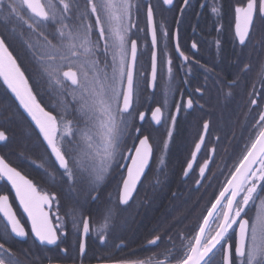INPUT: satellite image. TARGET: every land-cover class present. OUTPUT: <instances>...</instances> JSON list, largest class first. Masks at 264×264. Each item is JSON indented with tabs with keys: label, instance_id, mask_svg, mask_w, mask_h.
<instances>
[{
	"label": "snow or ice",
	"instance_id": "obj_1",
	"mask_svg": "<svg viewBox=\"0 0 264 264\" xmlns=\"http://www.w3.org/2000/svg\"><path fill=\"white\" fill-rule=\"evenodd\" d=\"M162 3L172 5L173 0H162ZM184 4L187 5L188 0H184ZM143 7L142 0H0V27L8 35L18 36L24 41L38 68L40 79L37 84L45 80L49 87L55 85L73 97V118H68L67 108L57 116L42 106L3 35H0V81L34 122L47 149H50V156L54 157V163L63 170L60 178L66 177L70 185L78 177H84L95 190L104 183L118 159L130 161L119 194L121 204H127L131 199L154 152L149 136L141 138L139 128L134 130L138 144L131 148L126 144V137L133 138L129 126L135 119L134 102L139 101L141 94L138 44L132 38V30L135 28L137 33L144 31L134 20V15ZM234 13L235 36L239 44L245 46L246 41H250L255 22H264V0H246L234 8ZM146 21L151 32L152 50L151 76L144 83L155 86L158 39L151 4L146 6ZM25 27L32 38L25 37ZM50 28L53 30L49 31ZM163 35L166 37L167 32ZM196 47L193 43L192 48ZM176 50L185 61L189 60L180 51L179 44ZM166 63L170 80L172 60L168 59ZM169 91L165 85L164 107H167ZM227 95L231 96V92ZM182 107L191 109L193 100L189 98L186 106L175 105L176 112L179 113ZM161 115V107H156L151 113L152 120L160 124ZM144 118V113H139V119L143 121ZM170 120L174 126L176 116H171ZM259 120L264 121V113ZM203 127L207 131L208 123L205 122ZM171 136L169 129L168 137ZM8 139L6 132L0 130V142ZM203 142L204 137L201 136L200 143L195 145L197 152ZM167 148L168 142L165 141L161 151L166 153ZM160 163H163V158ZM46 165L47 162L37 166L44 169L47 179L55 184L56 174ZM192 167V163L187 165V169ZM207 167L205 162L199 168L201 176ZM184 175L188 176L189 172L186 170ZM0 183L10 185L15 200L31 222L29 233L9 195L0 194V221L4 222L3 234L0 235V264H20L9 243L14 239H34L45 249L66 252L60 247L61 236L64 235L62 225L53 226L49 216L55 196L40 191L30 179L10 167L3 157H0ZM214 199L180 256L168 248L162 253L163 260H124L119 264H217V257L218 264H264V124L250 146H245L242 158ZM252 207L256 208V214L250 220L246 210ZM110 217L111 210L97 229L101 244L105 243L104 232ZM56 219L59 222L61 217L57 215ZM81 223L82 231L87 235L89 222L83 219ZM160 240V236H155L148 244L157 245ZM78 254L80 257L86 255L82 240L78 243Z\"/></svg>",
	"mask_w": 264,
	"mask_h": 264
},
{
	"label": "flooded vegetation",
	"instance_id": "obj_2",
	"mask_svg": "<svg viewBox=\"0 0 264 264\" xmlns=\"http://www.w3.org/2000/svg\"><path fill=\"white\" fill-rule=\"evenodd\" d=\"M142 3L144 7L138 14L134 15V20L144 31L137 33L135 28L132 30V38L136 39L138 44L139 64L137 68L142 73L139 77L141 80L140 91L145 93L144 104L141 97L139 104L146 106L145 110L142 111L144 120L140 122L138 114L137 121L139 125H145L147 130L145 135L149 136L150 143L152 142L151 138H153L155 143L160 145V148L154 150L150 165L140 183L146 175L152 173L151 168L153 167L156 172L154 175L164 176V182L171 186L177 185L183 178L188 179L187 185L194 184L195 188L201 185H212L217 180L220 181V190H222L226 177L224 173L219 172H222L225 166H214L216 174H208L214 155L217 152L226 154L228 152L227 145L235 138L240 139L239 146L244 148L247 140L250 137L255 139L258 129L264 124V121L259 120L260 115L264 113V22L260 20L255 22V28L250 33V41H246V45L242 46L235 36L234 8L243 5L246 0H188L187 5L184 4V0H173L170 7L164 5L162 0H142ZM148 4L154 8V23L157 28L158 39L156 49L158 59L157 81L155 86H146L144 83L145 80H150L151 76V36L146 21V6ZM161 28L163 32H167L166 37ZM193 43L197 45L195 49L192 48ZM177 44L180 46V51L189 57L188 61H185L180 52L176 50ZM168 59L172 60L170 80L167 71L169 66L166 63ZM165 85L170 88L167 107L163 106ZM226 85H231V87L228 88ZM229 91L231 96L227 95ZM213 94L217 95L223 103L233 99L237 101L238 105H236L235 111L244 117V123L249 127V133L247 131L246 133L212 132L208 137L207 130L193 167L190 169L189 175L185 176L184 173L191 161L195 145L199 142L204 131V123L207 122L210 125L215 120V116L212 115ZM189 98L193 100V107L191 109L182 107L181 111L177 113L175 105L186 106ZM253 100L255 104L252 103ZM156 107H161L162 110L161 123L158 126H154L151 120V113ZM171 116H176L174 126L170 120ZM243 117L240 116L242 119ZM133 125L134 120L130 123L129 132ZM169 129L172 131L171 138L168 137ZM134 134L137 133L134 131ZM130 135L133 134L130 133ZM145 135H142L141 138ZM165 141L168 142L166 153L161 151ZM137 143L138 141L126 137V144L129 148ZM172 144L175 145L174 148L169 147ZM176 152L179 156L177 162L175 164L166 163L167 159H171V156H174ZM124 154L125 156L128 155L127 152ZM0 157H3L10 167L16 168L8 160L11 154L7 147V141L0 142ZM199 157L200 160L197 164ZM161 158H163V163L158 165L152 163L154 159L160 161ZM16 159L22 163L18 156ZM205 162H207L208 168L204 176H201L199 168ZM129 165L130 161L127 159H118L117 163L113 165V170L117 173L118 181H120L118 202L122 182L126 177V169ZM55 167L58 169L57 164ZM16 169L20 171L18 168ZM58 170L63 171L62 169ZM21 174L24 175L22 172ZM24 176L30 179L40 191L47 193L34 180ZM200 179V184L197 187ZM0 194L9 195L10 202L19 214L26 231L31 233L30 223L15 200L11 187L0 183ZM47 194L55 196L49 210V216L53 226H57L58 223L62 225L64 235L61 236L60 247L66 249V252H61L55 248L45 249L39 246L34 239H14L9 243L20 264H23L20 254H23L30 261L32 259V264L40 262H43L42 264H81V261L82 264H119L120 261L124 260H163L165 257L162 253L168 248L174 249V254L180 256L184 245L194 235V231L186 233L182 229L178 232V237H161L157 245H149L148 241L154 238L151 237L150 232V213L111 212L108 226L104 232L105 243L101 244L97 229L103 225L105 214L108 211L61 212V208L57 204L58 197L54 193ZM71 198L65 197L64 200L70 201ZM88 199L92 204L100 199L108 202L112 200L109 197H99L97 193H93ZM246 211H249L250 220L255 218V207ZM57 215L61 217L59 222L56 219ZM140 216L143 218H139ZM83 219L88 220L90 232L84 241L86 255L80 257L78 243L82 240L81 221ZM140 219H144L143 223L146 226V233L142 237L135 232L140 230V227H135V225L142 223L139 221ZM201 222L197 224L195 229ZM125 224L133 227H122ZM3 230L4 222L0 221V235L3 234ZM218 259L217 257V264Z\"/></svg>",
	"mask_w": 264,
	"mask_h": 264
},
{
	"label": "trees",
	"instance_id": "obj_3",
	"mask_svg": "<svg viewBox=\"0 0 264 264\" xmlns=\"http://www.w3.org/2000/svg\"><path fill=\"white\" fill-rule=\"evenodd\" d=\"M49 31H51V28ZM0 35L4 36L9 51L16 58L21 70L29 79V83L33 87L34 93L37 94V99L41 102L42 106L57 116L67 108L68 118L72 119L73 97L55 85L49 87L45 80H40L39 84H37L36 81L40 79L38 68L33 63L24 41L18 36L8 35L3 27H0ZM24 35L26 38H32L29 37V30L26 27ZM140 97L144 104L145 93L141 92ZM212 103V115L215 116V120L213 124L210 123L209 125L208 137L212 132L246 133L247 131L249 133V127L244 123V117L235 111L236 105H238L236 100L233 99L232 101L223 103V101L218 99L217 95L213 94ZM143 104H139V101L134 102V107L136 108L134 113L135 119L132 129H130V133L133 134V140H135L134 138L137 135L134 134L136 128L140 129V136L147 133L145 125H139L137 121L138 114L146 108ZM0 130L5 131L9 137L7 141V147L11 154V157H8L9 162L24 175L34 180L42 190L47 193H54L58 197L57 204L61 208V212H106L111 210V212L118 213L130 211L150 213L151 237H178V232L182 229L186 233L193 232L221 189L220 181L217 180L212 185H201L195 188L194 184L187 185L188 179L186 178L180 179L177 185L171 186L169 183L164 182V176L154 175L156 172L153 167L151 168L152 173L144 177L137 188L134 198L127 206H121L117 201L120 181H118L117 173L114 170L106 177L104 183L99 185L95 190L92 189V186L84 177H78L77 181L70 185L66 177L60 178L62 171H59L55 167L53 157L50 156V149H47V144L43 141V137L39 135V130L35 128L31 119L19 107L17 101L6 89V86L3 85L2 81H0ZM151 140L154 150L159 149L160 145L155 143V139L151 138ZM239 140L235 138L229 143L231 145H227L228 152L226 154L217 152L214 155L210 171L208 172L209 175L216 174L214 172L216 166H225L224 170L219 173H224V176L228 178L230 172L234 170V167L245 152V147L239 146ZM252 140H254V137H250L245 146H250ZM174 146L172 144L169 147L174 148ZM16 156L22 160V163L16 159ZM178 158V152H176L174 156H171V159H167L166 163L175 164ZM199 160L200 157L197 164ZM45 162H47L46 166L48 170L54 171L56 174L57 179L55 184L47 179L44 169L37 166ZM152 163L158 165L160 161L154 159ZM34 166L35 168H33ZM93 193L99 194V197L102 198L109 197L112 200L108 202L100 199L98 202L92 204L88 198ZM65 197L72 198L70 201H65ZM139 218H143V216ZM139 221H142V223L135 225V227H140V230H136L135 232L136 234L139 233V236L142 237L146 233V226L143 223L144 219H140ZM122 227L131 228L133 226L125 224ZM20 256L23 264H32V259L31 261L26 259L23 254H20Z\"/></svg>",
	"mask_w": 264,
	"mask_h": 264
},
{
	"label": "water",
	"instance_id": "obj_4",
	"mask_svg": "<svg viewBox=\"0 0 264 264\" xmlns=\"http://www.w3.org/2000/svg\"><path fill=\"white\" fill-rule=\"evenodd\" d=\"M166 6H168V7H170V5H166ZM150 36H151V32H150ZM17 103H18V101H17ZM22 109V108H21ZM23 110V109H22ZM23 112H24V110H23ZM25 113V112H24ZM26 115H27V113H25ZM30 118V117H29ZM31 119V118H30ZM151 120H152V117H151ZM139 121L141 122V120L139 119ZM152 122H153V124H154V126H158L159 124H157L155 121H153L152 120ZM34 123V122H33ZM205 135H206V131L204 130L203 131V133H202V135L201 136H203L204 138H205ZM198 143H200V140H199V142ZM138 144V143H137ZM202 145H203V143L201 144V147H202ZM200 152V151H199ZM199 152H197L196 151V148H195V150H194V152H193V154L195 153V158L193 157V155H192V158H191V161L189 162V163H192V165L194 164V161H195V159L197 158V155L199 154ZM151 161V160H150ZM149 165H150V162H149ZM149 165H148V167H149ZM148 167L145 169V173H146V171H147V169H148ZM208 168V167H207ZM207 168H206V170H207ZM188 172L190 171V169H186ZM206 170H205V173H206ZM144 173V174H145ZM204 173V174H205ZM144 174L142 175V177H141V179L143 178V176H144ZM126 176H127V173H126ZM204 176V175H203ZM126 178V177H125ZM141 179H140V181H141ZM140 181L137 183V186H136V189H135V191H134V193H133V195H132V197L134 196V194H135V192H136V190H137V187H138V185H139V183H140ZM200 181H201V179L199 180V182L197 183V187H198V185L200 184ZM10 186V185H9ZM122 190V186H121V189H120V191ZM13 191V190H12ZM13 193H14V191H13ZM132 197H131V199H132ZM130 199V200H131ZM130 200H129V202H130ZM18 202V201H17ZM128 202V203H129ZM215 202V201H214ZM213 202V203H214ZM120 203V202H119ZM127 203V204H128ZM127 204H121L120 203V205L121 206H125V205H127ZM22 210V209H21ZM24 214V213H23ZM25 215V217L27 218V215L26 214H24ZM28 220V219H27ZM29 221V220H28ZM29 223H30V226H31V222L29 221ZM86 236L87 235H85L84 233L82 234V241L84 242L85 241V238H86ZM38 243V242H37Z\"/></svg>",
	"mask_w": 264,
	"mask_h": 264
}]
</instances>
